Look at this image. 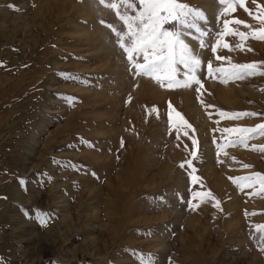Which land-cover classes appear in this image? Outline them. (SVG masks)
I'll return each instance as SVG.
<instances>
[{
	"label": "rangeland",
	"instance_id": "rangeland-1",
	"mask_svg": "<svg viewBox=\"0 0 264 264\" xmlns=\"http://www.w3.org/2000/svg\"><path fill=\"white\" fill-rule=\"evenodd\" d=\"M179 2L207 18L203 48L199 33L181 30L202 60L199 93L136 76L106 26L123 25L99 0H0V264H264V192L241 179L264 176V135L245 147L223 132L264 124V75H207L209 61L264 72V41L242 49L217 35L225 19L247 22L229 25L246 33L260 23L239 5L221 16L219 0ZM257 2L246 0L253 16Z\"/></svg>",
	"mask_w": 264,
	"mask_h": 264
},
{
	"label": "snow or ice",
	"instance_id": "snow-or-ice-1",
	"mask_svg": "<svg viewBox=\"0 0 264 264\" xmlns=\"http://www.w3.org/2000/svg\"><path fill=\"white\" fill-rule=\"evenodd\" d=\"M99 2L116 12L117 19L122 23L123 30H117L111 25L106 26L113 32L117 46L125 53L129 67L135 70L136 76L151 78L161 87H164L166 82V86L169 90L176 87L190 88L193 85H199V87L195 89L199 93L200 87L203 86L198 78L202 60L183 38L184 33L181 30L193 29L196 33H199L198 42L200 47L203 48L205 46L204 38L207 37L209 33L203 30L200 25L205 23L207 18L200 10L185 3H181L179 0H136L139 4L138 9L132 6V0H99ZM219 2L227 5L221 16L227 15L230 10L234 11V6L239 5L241 8H244L254 20L259 21L260 28L259 31L253 30L251 33L232 30L229 28L230 24L242 25L245 28H251L252 26L239 19H225L223 21V28L217 33L218 36H237L240 43L237 44L236 47L242 49L247 39L251 38L264 41V5L257 2V14L253 16L252 10L246 7V0H219ZM121 8H123V11H121ZM219 19L220 17H218V21ZM173 22L176 25V30H165V25ZM101 23L103 24L104 22L101 21ZM220 43L221 40L218 39L216 44L211 47V51L214 54L217 52V46L220 45ZM223 47L229 49L230 45L225 43ZM216 59L223 60L224 58L216 56ZM178 66H182L183 71H181V68ZM213 71L222 74L221 83H224L228 78L243 79L257 74L264 75V72L259 70V65L257 63H232L231 71H225L224 68H216L213 70L212 63L209 61L207 65V75L212 76ZM173 110L172 105L169 104V111L167 113L169 130L172 129ZM220 115L222 117L243 118L245 116L252 117L258 114L227 113L221 111ZM176 117L183 120L179 112H176ZM184 123L185 127H190L186 121H184ZM223 132L240 133L237 139L231 140L229 143L248 147V140L253 139L257 135H264V124L257 125L256 128H225ZM177 139H179V136H177ZM196 144L197 141L193 139L192 145L195 147ZM253 148H255V146H253ZM259 150L264 152V146H261ZM192 156L196 158L197 152L193 151ZM186 163L188 167H192L191 161H186ZM184 166V164L180 165L181 168H184ZM244 167L248 168L250 166L244 165ZM193 171H195V169H193ZM189 176L193 183L199 179V177L192 175L191 172H189ZM241 179L248 181L243 187H253L256 183H259L260 191L264 192V176L260 173H254L252 176L242 177ZM233 182L235 183V180ZM237 187L241 186L237 185ZM201 196H205L209 200L214 201L213 207L219 209V201H216L211 192H196L193 194V198ZM187 203L192 210H195V208L199 206L193 205L192 200H188ZM41 223H43V221H41ZM256 231L260 234L259 239L264 242V227L257 225ZM259 250L264 252V246H260Z\"/></svg>",
	"mask_w": 264,
	"mask_h": 264
},
{
	"label": "bare ground",
	"instance_id": "bare-ground-1",
	"mask_svg": "<svg viewBox=\"0 0 264 264\" xmlns=\"http://www.w3.org/2000/svg\"><path fill=\"white\" fill-rule=\"evenodd\" d=\"M203 2H204V0H203ZM86 34V33H85ZM84 36V35H83ZM24 201V200H23ZM25 202H27V200L25 201Z\"/></svg>",
	"mask_w": 264,
	"mask_h": 264
}]
</instances>
